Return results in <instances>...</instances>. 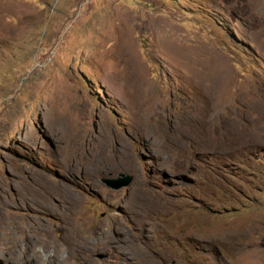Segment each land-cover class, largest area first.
Masks as SVG:
<instances>
[{"label": "rangeland", "instance_id": "obj_1", "mask_svg": "<svg viewBox=\"0 0 264 264\" xmlns=\"http://www.w3.org/2000/svg\"><path fill=\"white\" fill-rule=\"evenodd\" d=\"M0 264H264V0H0Z\"/></svg>", "mask_w": 264, "mask_h": 264}, {"label": "water", "instance_id": "obj_2", "mask_svg": "<svg viewBox=\"0 0 264 264\" xmlns=\"http://www.w3.org/2000/svg\"><path fill=\"white\" fill-rule=\"evenodd\" d=\"M130 182H131V178L129 177L123 180L121 179L106 180L108 187L115 190L121 189L123 187H127L130 184Z\"/></svg>", "mask_w": 264, "mask_h": 264}]
</instances>
